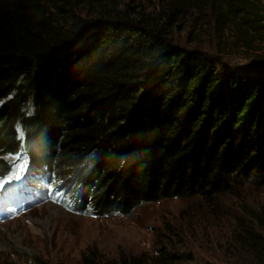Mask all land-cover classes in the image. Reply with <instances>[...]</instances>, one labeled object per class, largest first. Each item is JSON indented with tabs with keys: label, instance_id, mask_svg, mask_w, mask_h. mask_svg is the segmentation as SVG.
Instances as JSON below:
<instances>
[{
	"label": "trees",
	"instance_id": "obj_1",
	"mask_svg": "<svg viewBox=\"0 0 264 264\" xmlns=\"http://www.w3.org/2000/svg\"><path fill=\"white\" fill-rule=\"evenodd\" d=\"M153 2L0 0V156L24 153L26 182L46 176L75 212L199 198L214 216L236 187L264 185V72L244 73L175 37L184 19L210 15L218 35L229 20L248 47L257 7ZM7 163L0 158L1 175ZM244 211L232 256L264 264V205ZM205 218L193 214L192 226ZM181 246L111 259L93 248L81 264H185Z\"/></svg>",
	"mask_w": 264,
	"mask_h": 264
},
{
	"label": "rangeland",
	"instance_id": "obj_2",
	"mask_svg": "<svg viewBox=\"0 0 264 264\" xmlns=\"http://www.w3.org/2000/svg\"><path fill=\"white\" fill-rule=\"evenodd\" d=\"M143 1L149 9L154 7V0ZM250 1L257 11L249 17L260 26L249 30L248 47L245 42H238L236 25L229 20L218 35L210 15L184 19L176 27L175 37L184 44L202 45L209 51L221 52L229 67L244 73L264 72V0ZM0 158L8 161V169L0 176L1 190L21 181L27 162L24 156L14 154ZM38 182L33 184L37 189H47ZM263 205L262 184L236 187L221 197L214 216H208V207L199 198L166 199L140 206L130 214L97 217L75 212L62 199L52 197L0 221V261L38 264L36 258H41L44 264H81L82 253L89 249L94 248L111 259L120 252L154 254L160 242L169 241L182 245L181 251L190 255L185 264H242L239 258L232 256L235 246L230 235L248 219L246 208L259 210ZM196 213L207 218L192 226Z\"/></svg>",
	"mask_w": 264,
	"mask_h": 264
}]
</instances>
